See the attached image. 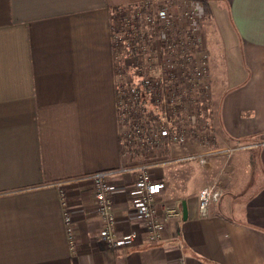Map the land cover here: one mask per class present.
Wrapping results in <instances>:
<instances>
[{
    "label": "crops",
    "instance_id": "0c3cea01",
    "mask_svg": "<svg viewBox=\"0 0 264 264\" xmlns=\"http://www.w3.org/2000/svg\"><path fill=\"white\" fill-rule=\"evenodd\" d=\"M159 1L0 0V264H264V0H190L216 26L204 41L207 133L248 147L212 158L200 174L190 163L149 169L165 181L158 218L165 206L179 212L165 220L159 242L130 205L139 171L122 169L140 159L121 148L113 13ZM210 147L170 142L160 157ZM97 172H110L114 232L136 231L130 245L111 247L99 236ZM202 176L218 177L222 189L205 215Z\"/></svg>",
    "mask_w": 264,
    "mask_h": 264
},
{
    "label": "built area",
    "instance_id": "2783aa9c",
    "mask_svg": "<svg viewBox=\"0 0 264 264\" xmlns=\"http://www.w3.org/2000/svg\"><path fill=\"white\" fill-rule=\"evenodd\" d=\"M180 3L181 5L177 15H175L174 9L176 10V8H174L173 0H160L155 6L150 3H145L142 7L144 9L137 8L135 10V8H133V11L127 14L124 13L123 21L125 23L122 25L131 26L132 29L123 32L120 30L122 26L120 28L114 26L112 33L113 46L116 50H118L121 44H124L126 49L131 48L133 43H131L130 40L132 37L136 38V48L141 54L137 60V64H142L140 68L136 65L134 67L140 76L135 75L132 76L131 79L126 78L122 83L120 82L117 84V109L119 111V116L121 115V110L125 114L129 111L128 109H132L134 105L142 106V103H144V97H142L144 91L149 92V97L151 98L153 106L158 102L166 101L160 99V95L153 92V90L156 89L158 93H160L163 82L165 81L169 85H176L181 81L189 86H194L195 84L208 93V95L203 94L200 99L199 105L201 111H199L198 114H194V118L191 121L187 118L189 115L185 116L188 120V124L192 125L190 129L185 128L186 123L184 121L181 123V126L175 128L172 133L166 127H152L147 122L144 123L143 127H140L137 123H131V125L127 126L124 120L120 122V129L122 130L121 148L123 152H130L134 150L133 148L135 147L140 148L143 153L150 152V150H157L160 139H164L169 143H184L190 140L203 143L213 138V140L219 143L218 145L222 146L203 153L205 155L190 154L177 158H166V160L153 159L134 164V166H129L130 168L125 167L122 169L123 171H129V169L133 168L139 170L129 192L130 205L134 210L135 217L143 222V228L151 242L161 241L165 220L171 215L179 214L175 208L165 206L162 219L158 218L155 207L156 196L165 188V181L161 178L152 179L149 173L151 167L181 161H195L205 165L211 161V155L215 153L224 152L222 154L230 155L232 152L248 147L240 142L229 143L218 133L213 135L207 133L208 119L206 113H209L211 83L208 71L209 54L201 35L202 12L195 2L181 0ZM130 18H140V20L136 19L135 21L137 24L131 25V22L128 21ZM142 21L148 25H154L158 21L157 24H160L163 28L169 30L174 29L172 33L174 31L176 32L177 28L180 29L175 39L180 41V45L177 46V49H179L181 53L180 57L182 60L177 63L178 66H175L177 68L176 70H173V67L168 61L166 62L167 66L159 67L157 65L158 59L154 60V53L144 45L146 40L144 31L148 30L149 26L143 25ZM157 24L154 26H157ZM165 38L166 33L163 31L162 39L165 40ZM171 39L172 42L176 41L174 38ZM150 46L154 45L151 44ZM167 47L169 48L171 45ZM159 69L161 70L159 71ZM187 89L188 88L185 89L186 92ZM152 99L154 100L152 101ZM153 114L156 117L161 115L162 112L157 111ZM109 174L110 172H97L91 176L95 188V205L93 212L102 218V227L99 231V236L111 247L130 245L137 239L138 234L136 231L133 230L120 235L114 232L115 217L110 196L114 193L116 186L107 180ZM220 196L221 192L216 188V185L203 187L198 194L199 212L205 215L209 205L213 202H217ZM64 222L68 242L72 245L73 229L71 226V218L66 212L64 215Z\"/></svg>",
    "mask_w": 264,
    "mask_h": 264
},
{
    "label": "trees",
    "instance_id": "16d2710c",
    "mask_svg": "<svg viewBox=\"0 0 264 264\" xmlns=\"http://www.w3.org/2000/svg\"><path fill=\"white\" fill-rule=\"evenodd\" d=\"M197 1L203 2L202 0H197ZM143 6L144 5L141 4L138 6L136 5V6L119 8L115 13H113V20L116 21L119 18L120 20L119 24L120 23L124 24L125 23L123 21L124 13L127 14L133 11L134 10L133 8H135V10L137 8L144 9L142 8ZM203 6L205 8L204 4ZM136 19L130 18V20L128 21L131 22V25H135L137 24V22L135 21ZM137 20H140V18H138ZM142 23L143 25H148L143 21ZM154 25L153 24L148 25L149 29L147 28L148 30L144 31V35L146 36L144 45L154 53L153 56H155V58L153 59L154 60L158 59L157 65L159 67L167 66L166 62L168 61L173 67V70H176L177 68L175 66H178L177 63L182 60V58L180 57L181 53L179 49H177V46L180 45L179 44L180 41L178 39L177 40L175 39L176 35H178V33L180 32V29L177 28L176 32L174 31L172 33L174 29L169 30L163 28L160 24H157V26ZM162 30L166 33L165 40L162 39L163 37ZM171 38H174L176 41L172 42ZM130 41L131 43H133L131 48L126 49L124 44H121L118 47V50H116L114 47L115 67L117 66L116 70H117V77H119L118 78L119 83L120 82L122 83L126 78L131 79L132 76L135 75L140 76L139 73L136 72V69L134 67L135 65L138 66L139 68L142 67L141 66L142 64H137V60L141 56V54L139 53V50L136 48L137 47L136 38L132 37ZM151 44L154 46H150ZM168 45H171V47L168 48L167 47ZM186 88H188L187 92L185 90ZM153 92L160 95V99H164L166 101L158 102L153 106L151 102V98L149 97V92L144 91L142 94L143 95L142 97H144V103H142V106L134 105L133 108L128 109L129 111H127V113L125 114L121 110V115L119 116L120 122L124 120L125 123H127V126L131 125V123L133 124L137 123L140 127H143L144 123L147 122L152 127L155 126L166 127L172 133V131L175 128L181 126V123L183 121L186 124H188V120L191 121L194 118V114H198L199 111H201L199 105L200 99L202 98L203 94L208 95L207 91H204L203 89L197 87V85L195 84L194 86L185 85L182 81L176 85H169L165 81L163 82V86L160 93H158L156 89L153 90ZM153 100L154 99H152V101ZM157 111H161L162 114L155 117L153 113H156ZM186 115H189V117H187L188 120L185 118ZM168 143L169 142L165 141L164 139H160L157 150L154 151L150 150V152L143 153L140 148L135 147L133 148L134 150L132 151L135 153L136 159H138L139 157L143 161H147V157L154 159L157 158V160H161V159L166 160V158H161L160 156L161 154L165 153L166 149H168Z\"/></svg>",
    "mask_w": 264,
    "mask_h": 264
},
{
    "label": "rangeland",
    "instance_id": "374dc122",
    "mask_svg": "<svg viewBox=\"0 0 264 264\" xmlns=\"http://www.w3.org/2000/svg\"><path fill=\"white\" fill-rule=\"evenodd\" d=\"M174 1V8H176V10L174 9V11H175V15H177L178 14V10H179V7H180V5H181V0H173ZM202 12V11H201ZM201 20H202V22H201V33H203V34H201L202 35V38H203V41H205V40H207V38H209V36H211L212 34H213V30L215 29V24H214V22L212 21V18L211 17H209L208 16V14H206V13H204L203 14V12H202V14H201ZM119 18L116 20V21H114V25L116 26V27H118V28H120L121 26H122V24L123 23H120L119 24ZM218 28V27H217ZM129 29H132V27L131 26H126V25H124V26H122L121 28H120V30L121 31H123V32H125V31H127V30H129ZM161 69H159V71H160ZM192 127V125L191 124H186L185 125V128H187V129H190ZM208 139H209V136H208ZM213 142V143H212ZM197 143H199L201 146H204V145H208L209 147H210V143H212V145H211V147L210 148H207V149H203V150H200V151H197V152H193V153H188L187 155H190V154H192V155H196V154H203V153H206L207 151H212V150H214V149H216L217 147L218 148H220V146L221 145H218L219 143L218 142H216V140H213V141H207V142H203V143H201V142H197ZM222 147V146H221ZM240 151L239 150H237V151H235V152H232L230 155H225V154H222V153H224V152H221V153H215V154H213V155H211L212 157L210 158V159H212V158H214V157H216V156H222V157H224V156H226V157H228V156H233V155H235V154H237V153H239ZM203 155H205V154H203ZM177 157H179V155L177 154L176 156H172V157H170V159L171 158H177ZM140 160H138L137 162H143V160L141 159V158H139ZM191 164V165H194V170H195V172H197V174H200L201 172H202V169L204 168V167H208L207 169H211L212 167H211V164H210V162L208 163V164H205V165H202V164H196V163H194V162H185V161H181V162H177V163H169L168 165H171V164H174V165H178L179 167H183V166H185V164ZM221 163V162H220ZM180 165H182V166H180ZM223 165V164H222ZM204 166V167H203ZM188 167H190V166H188ZM221 167V165H219V168ZM223 167V166H222ZM191 168V167H190ZM183 170H187V168L186 167H183ZM217 178L218 177H216V179L214 180H207V177H204V176H202V181H206V186H209V185H216V188L221 192V195H222V189L220 188V186L218 185V180H217ZM205 179V180H204ZM219 179V178H218ZM220 181H221V179H220ZM205 187V186H204ZM202 189V188H201ZM200 189V190H201ZM199 190V191H200ZM198 194H199V192H198ZM221 200V196H220V198H219V200L217 201V202H219Z\"/></svg>",
    "mask_w": 264,
    "mask_h": 264
},
{
    "label": "water",
    "instance_id": "95a60500",
    "mask_svg": "<svg viewBox=\"0 0 264 264\" xmlns=\"http://www.w3.org/2000/svg\"><path fill=\"white\" fill-rule=\"evenodd\" d=\"M186 215H187V209H186L185 202L183 201L182 202V216L184 219L186 218Z\"/></svg>",
    "mask_w": 264,
    "mask_h": 264
}]
</instances>
